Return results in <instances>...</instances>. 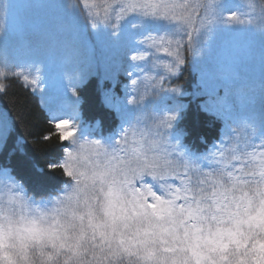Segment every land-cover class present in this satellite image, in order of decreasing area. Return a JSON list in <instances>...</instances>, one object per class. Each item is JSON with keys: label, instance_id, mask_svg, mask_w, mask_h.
<instances>
[{"label": "snow or ice", "instance_id": "1", "mask_svg": "<svg viewBox=\"0 0 264 264\" xmlns=\"http://www.w3.org/2000/svg\"><path fill=\"white\" fill-rule=\"evenodd\" d=\"M57 4L62 14L21 52L16 42L22 5L0 0V94L7 93L13 79L39 85L44 77L46 87L57 86L61 70L80 63L91 30L117 58V69L127 77V95L101 91L102 105L114 110L120 126L108 136L93 137L79 112L84 75L73 78L63 71L75 103L69 115L49 109L51 131L40 139H56L58 154L50 155L45 167L59 169L67 180L42 206L20 195L23 184L13 169L0 167V264H264V130L247 122L233 124L228 105L215 113L230 122L227 139L188 155L169 135L183 104L174 105L147 133L128 112L137 104V86L148 70L141 62L162 69L143 78L151 80L153 91L184 95L180 87L164 84L180 74L185 51L193 58L203 56L201 37L206 43L221 18L222 0ZM247 7L250 16L257 10L259 15L249 25L264 29V0H250ZM229 13L225 21L238 19V12ZM159 20L174 27L161 32L149 26ZM161 52L166 62L157 55ZM106 77L116 78L114 73ZM221 79L227 81V75ZM219 88L226 101L227 84L201 72L199 92L215 98ZM14 130L0 113V153L26 155L19 138L10 149ZM37 171L44 168L37 166Z\"/></svg>", "mask_w": 264, "mask_h": 264}, {"label": "trees", "instance_id": "2", "mask_svg": "<svg viewBox=\"0 0 264 264\" xmlns=\"http://www.w3.org/2000/svg\"><path fill=\"white\" fill-rule=\"evenodd\" d=\"M64 2L81 6L84 4V0ZM104 2L105 0H87L89 5ZM249 2L250 0H222L221 18L212 26L206 43L201 37L203 56L193 58L191 52H184L186 63L180 74L164 84L165 88L180 87L183 96L174 97L159 89L153 91L155 86L151 80L143 78L154 77L162 69L141 62L148 70L141 75L142 83L137 86V104L129 107L128 112L138 122L141 118L144 119L139 125L142 131L147 133L153 129L160 119L170 114L168 111L176 104H183L184 109L169 135L173 142L178 141L180 148L188 155L203 153L219 139H227L230 122L215 113L225 111L228 105L231 106L229 117L233 124L247 122L258 132L264 130V29L249 25L250 18L254 24L259 20L258 10L256 15H249ZM261 2L262 0H255L256 4ZM93 11H101L103 15L100 9ZM232 11L239 13L238 19L225 21L223 17H227ZM61 14L57 0H27L21 21L28 32L17 40V48L23 52L31 47L40 38L43 29L50 26ZM77 22L83 24V16L78 15ZM148 23L150 27L161 32L170 31L174 27L164 20ZM87 34L88 43L81 47L79 53L80 63L62 69L57 86L46 87L48 81L44 77L39 85L13 79L8 82L7 93L0 94V113L6 115L15 125L10 149L15 139L19 138L23 152L26 153H17L11 157L7 152L0 153V167L13 169L12 174L23 184L18 191L30 203L48 205V195L54 194L67 180L59 169L49 172L45 167L49 156L58 154L56 139L53 138L49 143L40 139L45 132L51 131L48 124L49 109L69 115L71 105L75 103L68 92L63 71L73 78L81 72L84 75L79 88V112L82 123L93 137L101 134L108 136L120 126L114 110L102 105L101 91L110 89L117 97H125L127 77L122 68L117 69V58L94 39L91 30ZM157 55L162 61L168 60L162 52ZM124 63L127 66L129 62L125 59ZM201 72L207 73L215 82L227 84L229 95L226 101L223 99V88L217 90L215 98L198 91ZM106 73H114L116 78H107ZM225 74L227 81L221 79ZM97 121H102V125ZM37 166L44 168V172L37 171ZM41 197L45 199L41 200Z\"/></svg>", "mask_w": 264, "mask_h": 264}, {"label": "rangeland", "instance_id": "3", "mask_svg": "<svg viewBox=\"0 0 264 264\" xmlns=\"http://www.w3.org/2000/svg\"><path fill=\"white\" fill-rule=\"evenodd\" d=\"M12 3H14V4H21L22 5L21 8H20V10H19V17H20V23H21V35H20V38H22L24 36V34L28 32V30L25 28V25L21 21L22 15H23V13H24V11L26 9V6H27V0H12ZM128 111H129V109H128ZM143 122H144V119L141 118L139 120V125L142 124ZM138 128L140 130H142V128L140 126ZM137 138H139V137H137ZM2 191H3V189L0 188V192H2Z\"/></svg>", "mask_w": 264, "mask_h": 264}]
</instances>
